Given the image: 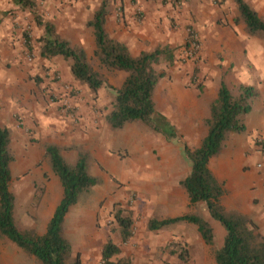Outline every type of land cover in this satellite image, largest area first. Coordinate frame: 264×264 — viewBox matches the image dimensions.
Instances as JSON below:
<instances>
[{
	"label": "rangeland",
	"instance_id": "obj_1",
	"mask_svg": "<svg viewBox=\"0 0 264 264\" xmlns=\"http://www.w3.org/2000/svg\"><path fill=\"white\" fill-rule=\"evenodd\" d=\"M36 1L39 16L44 21L52 23L54 10L62 11L64 7L68 5L73 7L76 3V0ZM113 1H115L113 7L115 18L123 19L125 4L122 0L110 2ZM127 1L133 10L132 16L137 24L141 25L157 16L161 22H169L172 30L179 29L180 25L177 24L175 13L181 8L182 3H186V0H143L145 8H142L138 0ZM196 2L202 7L209 9L215 7L214 9L221 11L216 22L219 31L223 33V39L212 42L208 48H204L199 38L201 51L195 58L190 59L184 54L186 37L183 44L179 45L177 42L171 46L172 59L162 57L156 65V70L163 73L164 77L159 81L154 94L157 112L154 120L162 130L167 129L165 124L173 128L176 134L173 138H166L167 136L161 133L153 132L141 123L128 124L120 131L109 129L104 116L113 99L111 88H118L125 74L100 67L94 57V51L88 49V62L94 70L105 77L107 86L99 90L95 97L86 86L75 80L64 82L60 72L54 71L56 75L53 82H60V86L66 89L69 99L82 104L83 108H98L104 121L102 129L110 130L109 139L113 141L112 145L105 147V151L110 152L113 163L115 164L116 160L118 164L116 169H112L109 164L98 165L99 172L102 174L101 184L94 191L90 190L81 196L82 198L92 196L98 200L97 223L93 227V236L89 235L90 240L81 239L83 237L81 232L66 236L73 241L75 250L74 254L66 260V264H81L84 261V249L92 240L95 241L94 245L97 249L93 252L99 254L108 237L112 238L121 251L118 258H128L132 264H215L214 252L221 247L224 237L220 225L214 224L216 240L210 246L203 242L196 226L192 224L183 222L159 231H151L148 228V221L183 215L209 217L205 204L191 205L189 203L184 189L180 186V181L190 171V163L183 148L186 146L189 150L195 149L205 136L204 120L208 114V104L216 98L220 80H223L233 93L237 92L240 85L252 86L256 89L257 96L252 104V111L245 121L246 131L242 134H229L220 154L213 157L210 167L214 172L222 173V180L218 181L225 189V195L222 198L225 209L227 211L241 210L250 219L258 216L261 231L264 233V151L261 148V144L264 143V39L250 36L246 38L244 25L233 23L238 13L232 0H194L191 3L196 4ZM96 4L95 0H91L89 5L81 7L91 15ZM220 5L224 6V10ZM258 10L260 16L264 18L263 3L262 8L261 4L258 5ZM78 11L79 9H76L74 18L79 19ZM81 11H83L82 8ZM208 11L206 10L205 15L209 14ZM6 13H10V16L17 15L20 19L22 64L25 67H38L40 60L37 55L39 46L37 40L43 34V30L40 32V28L35 25L33 16L28 11L11 7L6 10ZM202 16L204 15L199 17ZM53 18L55 19V16ZM56 22L63 23V19H56ZM189 26H185L187 36L191 31L198 35L196 30ZM25 33L29 42L25 40ZM232 33L241 35L245 41L237 44L229 39ZM147 43L150 44V46L147 45L150 49L157 45H164L162 39L147 41ZM137 48L134 46V50ZM132 53L135 55L136 51ZM27 54L33 57L31 62L27 61ZM64 62L67 66L69 65L68 62ZM30 78L33 82V90L36 88L39 93V98L36 96L38 104L50 106L51 103L58 102L53 90L49 89V85H45L44 76L32 74ZM66 108L76 107L70 104ZM73 147L84 149L82 146ZM68 151L71 150H62L67 153ZM72 151L77 153L76 150ZM221 156L226 160L219 161ZM92 163L91 157L89 169ZM258 164L261 165L260 168L256 166ZM115 205L128 207L133 212V237L126 243H122L116 235L110 233L112 210ZM174 251L178 252L177 254L186 252L187 260L181 261ZM0 264L41 263L20 250L6 237L1 236ZM96 264L103 263L101 259H98Z\"/></svg>",
	"mask_w": 264,
	"mask_h": 264
},
{
	"label": "trees",
	"instance_id": "obj_2",
	"mask_svg": "<svg viewBox=\"0 0 264 264\" xmlns=\"http://www.w3.org/2000/svg\"><path fill=\"white\" fill-rule=\"evenodd\" d=\"M232 1L238 13L233 23L243 24L248 36L264 39V18L245 0ZM13 2L20 10L28 11L33 16L35 25L43 29V34L37 40L38 55L41 59L50 61L61 57L68 62L73 80L86 86L94 97L99 90L107 87L105 77L92 68L85 52L61 38L55 26L39 16L36 0ZM109 8L110 1L101 0L92 19L86 24L93 32L94 57L99 66L125 74L121 85L111 88L113 99L104 116L106 124L111 131H120L128 124L141 123L151 131L167 136L166 138L175 137L173 128L164 123L167 129L162 130L154 120L157 116L154 94L159 81L164 77L155 67L162 57L172 59V48L161 45L133 55L126 44L111 38L106 32L105 23ZM24 37L26 42H29L26 33ZM256 96V89L252 86L240 85L237 92L233 93L226 83L220 80L216 98L208 104V114L204 120L205 136L195 149L189 150L186 146L183 148L190 163V171L180 181V186L184 189L189 203L205 204L211 219L219 223L224 230L222 245L214 252L215 264H264V236L249 217L238 211L225 209L222 205L224 186L209 169L210 160L220 154L228 135L246 131L245 121L252 111ZM9 142V131L0 127V237H6L41 264H66V260L72 255V247L63 236L65 216L83 194L101 184L100 178L89 173L91 156L81 147L43 145L44 160L58 178L62 196L48 223L46 233L37 236L30 231H19L14 221L15 197L9 189L13 156L9 150ZM261 148L264 151V143ZM62 150H76L77 161L67 162L61 154ZM112 211L110 233L116 235L122 243H126L133 237V212L130 208L120 205H115ZM183 222L196 226L206 245L214 244L216 237L213 228L199 215L150 219L148 228L151 231H159ZM120 253L119 247L108 237L101 249V261L103 264H132L128 258H118ZM174 253L181 261L187 260L186 252Z\"/></svg>",
	"mask_w": 264,
	"mask_h": 264
},
{
	"label": "crops",
	"instance_id": "obj_3",
	"mask_svg": "<svg viewBox=\"0 0 264 264\" xmlns=\"http://www.w3.org/2000/svg\"><path fill=\"white\" fill-rule=\"evenodd\" d=\"M100 1L95 0L96 8L91 15L81 7L89 5L91 0H76L73 7L68 5L62 11L53 9L54 13L51 18L53 23H50L55 26L57 34L72 46L81 48L87 56L89 55L88 49L95 50V42L92 29L89 27L86 29V24L92 19ZM138 1L142 8H145L143 0ZM193 1L186 0V3H182L181 8L176 10L177 24L180 25L177 31L171 29L169 22H161L157 16L141 25L137 24L127 0H122L125 4L123 19L117 20L113 12L115 4L113 1L110 2V12L106 17L105 30L111 38L126 44L131 53L136 51L135 55H138L143 51L152 50L147 47V41L162 39L164 45L170 47L177 42L179 45L183 44L187 37L185 26L190 25L189 27L198 33L204 48H208L210 43L223 39V33L219 31L216 22L221 11L217 8L214 9L213 6L211 9L202 7L198 3L200 1L192 4ZM245 1L260 16L258 5L261 4L262 8L264 0ZM11 7L18 9L13 0H0V127L6 128L10 133L9 150L13 161L10 164L9 189L15 197L13 217L16 227L21 232L30 231L37 236H43L62 196L58 178L43 160L44 144H54L59 147L82 146L93 158L89 172L96 178L102 179L98 165L109 164L112 169H116L118 164L116 160L114 164L110 152L105 151V147L112 145L113 141L109 139L110 130L102 129L104 121L98 108H83L82 104L68 98L66 89L60 86V82H53L55 72H60L64 82L73 81L69 65L67 66L61 57L46 61L41 59L38 54L40 60L38 67L29 66L31 67L29 68L22 64L20 19L17 15L10 16V13H6V10ZM220 7L224 10L223 5ZM76 9H79V19L74 18ZM206 10H209L207 15H205ZM200 15L204 16L200 18ZM60 18L63 19V23L56 22V19ZM39 28L42 32L43 29ZM247 36L246 33V38ZM229 39L238 44L245 38L232 33ZM134 46L138 48L134 50ZM32 74L45 77V85H49V89L53 90L58 102L51 103L50 106L47 103L48 106L37 103L36 96L39 98V93L36 88L33 90V82L30 78ZM70 104L76 108H65ZM62 156L71 163L76 162L78 158L77 153L72 150L68 153L62 152ZM212 159L209 162V169L216 179L221 181L222 173L218 171L216 173L210 167ZM225 160L222 156L219 157V161ZM97 187L98 185L91 188V191ZM83 198L81 197L75 205L69 208L63 223V236L70 243L72 254L75 251L73 241L66 236H70L74 232H81L83 235L81 239L90 240L89 235L93 236V227L97 223L99 213L98 200L92 196ZM238 211L245 214L241 210ZM204 219L212 228L214 224L219 226V223L211 219L210 216L204 217ZM251 219L264 236L258 216ZM94 242L92 240L85 247L84 258L82 257L84 261L81 264H96L97 260L101 259V250L99 254L93 252L94 249L97 250ZM76 258L78 262L77 255Z\"/></svg>",
	"mask_w": 264,
	"mask_h": 264
},
{
	"label": "built area",
	"instance_id": "obj_4",
	"mask_svg": "<svg viewBox=\"0 0 264 264\" xmlns=\"http://www.w3.org/2000/svg\"><path fill=\"white\" fill-rule=\"evenodd\" d=\"M201 51V46L199 43V37L195 32H189L187 36L186 46L184 48V54L187 58L193 59L195 58ZM27 61L31 62L33 57L30 55H26ZM66 108V107H65ZM258 168L261 166L258 165Z\"/></svg>",
	"mask_w": 264,
	"mask_h": 264
}]
</instances>
